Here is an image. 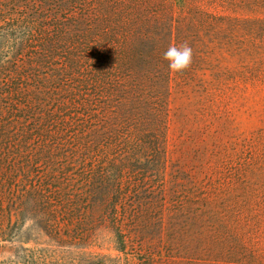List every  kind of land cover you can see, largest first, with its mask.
Instances as JSON below:
<instances>
[{
	"label": "trees",
	"instance_id": "16d2710c",
	"mask_svg": "<svg viewBox=\"0 0 264 264\" xmlns=\"http://www.w3.org/2000/svg\"><path fill=\"white\" fill-rule=\"evenodd\" d=\"M206 1L254 16H215L191 0H0L1 169L22 161L10 181L23 173L50 215L57 206L74 218L87 206L102 221L99 208L110 209L125 256L145 205L141 186L160 188L166 170L174 79L164 53L220 45L225 25L264 35V0ZM53 219L47 230L57 237Z\"/></svg>",
	"mask_w": 264,
	"mask_h": 264
},
{
	"label": "rangeland",
	"instance_id": "374dc122",
	"mask_svg": "<svg viewBox=\"0 0 264 264\" xmlns=\"http://www.w3.org/2000/svg\"><path fill=\"white\" fill-rule=\"evenodd\" d=\"M191 1L215 16H254ZM256 31L225 25L220 45L195 49L190 65L172 73L163 183L141 186L145 205L126 256L115 250L110 209L99 208L102 221L87 206L74 218L57 206L50 215L23 173L10 181L9 168L22 161L9 158L0 166V264H140L146 256L162 264H256L264 257V35ZM51 216L57 237L47 230Z\"/></svg>",
	"mask_w": 264,
	"mask_h": 264
},
{
	"label": "clouds",
	"instance_id": "9594fccd",
	"mask_svg": "<svg viewBox=\"0 0 264 264\" xmlns=\"http://www.w3.org/2000/svg\"><path fill=\"white\" fill-rule=\"evenodd\" d=\"M168 62V68L171 72H182L191 63L192 49L184 45L177 47L170 45L163 57Z\"/></svg>",
	"mask_w": 264,
	"mask_h": 264
}]
</instances>
